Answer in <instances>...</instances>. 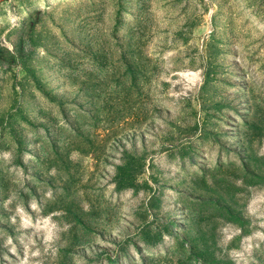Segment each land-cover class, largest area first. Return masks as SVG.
<instances>
[{
    "label": "rangeland",
    "instance_id": "1",
    "mask_svg": "<svg viewBox=\"0 0 264 264\" xmlns=\"http://www.w3.org/2000/svg\"><path fill=\"white\" fill-rule=\"evenodd\" d=\"M0 264H264V0H0Z\"/></svg>",
    "mask_w": 264,
    "mask_h": 264
}]
</instances>
